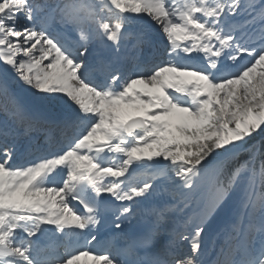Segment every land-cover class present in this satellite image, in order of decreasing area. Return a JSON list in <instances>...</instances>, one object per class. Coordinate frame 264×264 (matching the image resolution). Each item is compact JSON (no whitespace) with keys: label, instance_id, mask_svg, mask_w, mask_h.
<instances>
[{"label":"snow or ice","instance_id":"6c2138e0","mask_svg":"<svg viewBox=\"0 0 264 264\" xmlns=\"http://www.w3.org/2000/svg\"><path fill=\"white\" fill-rule=\"evenodd\" d=\"M0 109V264H264V0H0Z\"/></svg>","mask_w":264,"mask_h":264},{"label":"bare ground","instance_id":"6f19581e","mask_svg":"<svg viewBox=\"0 0 264 264\" xmlns=\"http://www.w3.org/2000/svg\"><path fill=\"white\" fill-rule=\"evenodd\" d=\"M0 121H2V120L0 119ZM80 250L88 251L92 255H95L94 254L95 252H97L98 250H103V249L102 248H97V246H92V245L88 246V245H86L83 249H80ZM92 255L82 256L81 260H80V264H96V262L93 261V259H92Z\"/></svg>","mask_w":264,"mask_h":264},{"label":"trees","instance_id":"16d2710c","mask_svg":"<svg viewBox=\"0 0 264 264\" xmlns=\"http://www.w3.org/2000/svg\"><path fill=\"white\" fill-rule=\"evenodd\" d=\"M256 139H259V137H256ZM242 159H245V156H241L240 160H242Z\"/></svg>","mask_w":264,"mask_h":264}]
</instances>
